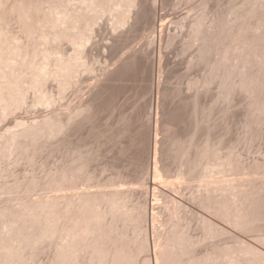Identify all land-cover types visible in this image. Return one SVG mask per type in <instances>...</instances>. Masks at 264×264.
Returning <instances> with one entry per match:
<instances>
[{"label": "bare ground", "instance_id": "bare-ground-1", "mask_svg": "<svg viewBox=\"0 0 264 264\" xmlns=\"http://www.w3.org/2000/svg\"><path fill=\"white\" fill-rule=\"evenodd\" d=\"M145 1L0 0V119L27 105V93H33L29 106L48 107L63 97L67 88L77 81L81 70L90 72L86 44L93 37L94 26L106 13L109 15L106 19L111 20L108 27L114 33L142 22L155 33L157 20L151 4L155 0L147 1L150 2L147 9ZM207 2L201 0L199 7L205 8ZM259 4L258 0H242L239 7L230 5L226 10L215 11L209 20L203 8H199L202 12L187 20V44L195 45L193 58L196 63L207 66V72L190 82L196 91L192 97L183 100L178 108L164 112L165 135L156 142L161 144L158 148L163 157H172L177 162L176 172L168 163H163L160 169L148 165L153 142L148 127L135 126L137 130L128 133L132 120L128 121L131 124L128 126L129 119L126 117L124 121V116L120 118L124 125L117 130L121 133L128 126L129 131L125 129L128 141L120 144L116 152L122 157L131 151L132 155L127 154L135 160L136 171L152 168V178L126 181L119 172L106 179L99 178L92 162L100 156V146L105 147L104 143L112 136L105 128L99 129L103 127L84 130V134L80 131L82 125L93 119L112 96L114 98V90L120 89L115 88L118 80L132 76L130 78L136 81L140 75L141 82L146 64L140 50H131L115 61L68 112L48 111L6 123L0 131V195H8L6 204L0 206V264H31L44 250L47 251L42 253H50L41 264H264V249L260 250L235 233L232 235L215 219L189 210L164 190L191 187L190 197L200 208L231 227L255 233L257 241L264 244V233L260 231L264 220V179H248L246 185L243 183L246 179L219 175L226 169L241 168L237 158L232 154L221 155L215 142L209 139L192 148L191 128L183 132L182 122L176 120L177 113L187 110L186 115L195 124L202 120L205 123L215 107L199 105L198 89H207L216 83L220 90L215 100L220 101L242 83L246 90L251 84L256 85L259 94L250 101L248 117L264 121V10H259ZM14 21L19 24L25 41H20V35L18 39L9 30ZM164 24L160 23L159 27ZM123 30L121 32H125ZM239 37L243 38V43L238 41ZM62 42L70 44V51L63 50ZM228 51L231 57L227 56ZM151 67H148L149 76L153 73ZM50 80L55 82L58 98L48 89ZM199 113L204 119L197 117ZM252 125L247 124L250 133ZM144 126L146 131L142 129ZM117 130L116 136L125 134H118ZM60 145L64 148L61 159L47 167L42 176L33 172L16 175L13 168H8L21 160L33 165L44 150H59ZM154 145L157 149V143ZM263 164L257 162L252 167L259 169ZM110 167L106 162L101 169L105 171ZM5 176L13 179L4 180ZM138 188L150 194L143 200L135 198ZM191 227L197 234L191 233ZM202 244L208 246L204 245L205 252L198 250Z\"/></svg>", "mask_w": 264, "mask_h": 264}, {"label": "rangeland", "instance_id": "rangeland-1", "mask_svg": "<svg viewBox=\"0 0 264 264\" xmlns=\"http://www.w3.org/2000/svg\"><path fill=\"white\" fill-rule=\"evenodd\" d=\"M147 1L149 0H146L145 2L147 3ZM200 1L201 0H155L153 2L152 0L153 3L151 4L154 7L153 13H155L156 16L154 14L153 15L156 17L157 20V28H155V30L156 29L157 30L155 31V33L153 32L154 34L151 32V29L144 22L135 24L134 26L131 25L132 27L125 26V28L127 27V29L123 27L122 30L124 29L123 31L125 32H121L122 30L119 29L116 30L114 33L113 30L109 29L110 27L109 21H111L110 19L107 20L109 18V15L106 16L107 15L106 13V15L103 16L102 14L103 16L102 18L100 15L99 18H101V20L100 21L97 20V22L98 21L99 22L98 24L96 23L97 25L94 26V30H93L94 33L92 32V36H93L91 38L92 41L90 40L86 44V48H85L87 50L86 59L90 61L89 63L92 68L90 72L87 70L85 71L81 70L77 81L73 85L67 88V90L63 94V97L59 98L55 103L48 105V107H45V105H43V107L40 105L29 106L30 105L29 103H31L32 101L33 93H31L32 95L30 93L29 94L27 93V96L29 95V97H27L28 99H26V101H27V105L29 104L28 105L29 107L26 104H23L24 106L22 105L21 108L18 107L15 111H12L11 114H8V116L6 115L5 116L6 118L5 117L3 118L5 120L0 119V131H2L1 130L2 128L4 129L6 123H8L11 120L12 121L16 120V118L30 119L38 116L39 113L40 115H42L44 113H47L48 111L68 112L67 111L68 108L73 107L72 105L79 104L80 100H82L86 96L89 86L92 83H94V81L96 82V80H99L98 79L99 77L103 78L102 76L107 68H111V65L113 67L118 61V59L121 58V56L123 57V55L125 54L127 55L128 52H132L134 51V49L140 50L144 55V59H145L144 64H146L145 72L143 73L144 75H142L141 73L142 75L141 82H139L140 75L139 76L137 75L139 79L138 80L135 79L136 81L133 80L134 77L132 79L130 78L132 76L127 78L128 75L126 77L124 76L125 78H127V80L124 78L121 79V81L118 80V82L115 83L116 87L115 86L114 87L117 89L120 88L118 90L119 93L117 90L116 91L114 90L115 92L114 98L112 99L113 97L112 96L109 102L107 100L109 104L107 103L104 105L103 107L104 110L101 108V110L99 109L100 111L98 110L99 112L97 111L98 113L96 115L94 114L96 116L93 117V119L95 118L94 120L90 118L92 122L91 120L87 121L86 123L84 122L85 125H82V129L80 131L83 132L85 130L87 132L90 129H97V130L101 129L103 131V129L105 128V132L107 130L106 133L112 136L106 143H104L105 147L103 144H102L103 146H100V149L98 151V155L100 156H98V159H95L92 162V166L93 168L96 169L97 173L99 174V178L106 179L105 177L108 178L109 175L112 173H114L113 175H116L117 172L122 173L121 179L123 180L126 179V181L128 180L134 181L136 180V178H141L143 180L147 178H152L151 175L152 173L150 172L153 171L151 170L152 168H150V170H145V171L141 170L140 172H137L138 170L136 171L137 167L135 166L136 167L135 169L134 167L135 164H133L134 159L131 160V158H129V155H132L131 153H129L131 151L126 152V155L124 153L122 157H121L122 154L117 153L120 144L123 145V143H125L126 140L128 141L127 139L128 136L125 135L128 133H132L134 130H137L139 126H140L139 128H141L144 124L146 127H148V129L145 126H144L145 128L142 129L148 130L151 141H153L152 142L153 146L151 145V150H150L151 151L150 156H152V158H150V162L148 163V165L150 167L154 166L153 168H156L157 166V168L160 169V167L162 168L164 166L163 163H168L170 164L172 171L176 172L178 168L177 162L172 157L170 158L163 157L160 148H158L161 147V144L158 141L156 142V140L161 141V139L165 135V126L167 124V121L164 112L166 109L178 108V106L182 103L183 100L192 97V95L196 91L193 87L190 86V82L202 77L207 72L206 71L207 66L203 65L202 63H196V60L193 58L195 54V45L188 46L187 44V40H188L187 30L189 31L188 29L189 26L187 25V22L191 20L193 16H196L198 13L202 12V10L206 13L207 20H209L210 17L217 10H226L230 5L239 7L242 4V0H208L206 5L204 6L205 8H203L202 6L199 7ZM258 2L260 3L259 10H264V0H258ZM146 3L145 5H147L146 6L147 9V7L149 8L148 5L150 4V2H148L147 4ZM199 8L201 9L203 8V9L201 10ZM160 23H165V24L164 26L159 27ZM18 25L19 24L15 21L11 22L9 25L10 27L9 30H12V32L14 33L12 34L14 36L16 35L18 39L20 35V41H25V36L21 34V30H20L21 28ZM120 33L122 36L120 35ZM126 35H128V37ZM22 36H24V38ZM21 37L23 40L21 39ZM238 41L243 43V38L239 37ZM106 44L107 45L109 44L111 46L108 45L107 47ZM112 45L115 46L113 47ZM68 46L70 47V44L68 42L61 43V47L63 48V50L70 51L71 47L68 49ZM227 56L231 57V51L227 52ZM146 59L148 63L146 62ZM151 61L154 62V64ZM151 63L154 66H152ZM148 67L149 68L151 67V69H153L152 70L153 73H151L150 75L151 77L149 76ZM151 69L150 72H152ZM236 79L237 78H235V80ZM54 85L55 82L51 80L47 84V86H49L48 89L50 90V92H52V94H54V96L58 98L57 88ZM139 85L141 86V88ZM238 85H240L242 88L239 87L232 90L225 99H221L220 101L215 100L220 90L219 86L216 83L211 84L207 89L206 88L198 89L199 93L197 92V94H198L199 105L203 108L209 106L211 107V105L213 108L215 107L214 109L212 108L213 109L211 113L212 115L210 114L209 115L210 117L208 116L206 117V119L207 118L208 119L204 120L206 121L205 123H203L202 120L200 124H195V122H193L194 120L193 121L190 120V117L186 115L188 113L187 110L186 111L182 110L179 113H177L178 116L176 117V120L179 121L180 124L182 122L181 125H183L182 128L183 132H187L189 130L190 131L192 130L194 132L193 134V132L191 131L192 140L190 141V144L192 148L198 147L197 145H201L203 144L204 140L209 139V141L215 142L214 144L216 147H218L219 149L218 152H220L221 155L232 154L237 158L241 168L226 169L223 173H220L219 175L226 174L224 175V177L225 178L227 177L228 179L238 178L240 180L243 179V181L246 179L245 181H247L248 179L255 178L257 181H260L258 179L261 180L264 179V166H261L259 169H254L252 166L254 165V163L257 162L264 163V121H261L258 118H254L253 121L248 117V109H249L250 101L253 100L255 97L257 98L259 94L257 92L256 85L251 84L249 90H246L245 84L240 83ZM138 86L139 89H137ZM136 90L139 91L136 92ZM110 96L111 94H109V99ZM199 116H201L202 118L203 116L202 113H199L197 117ZM121 117L122 118L124 117L123 118L124 121L129 119L127 120L126 124L128 123V121L130 123V121L132 120L131 121L132 125L128 123L129 124L128 126L131 125L130 126L131 129H129L128 126H125L124 130L122 131L125 132V129L127 127V129H129L131 132H128L129 130L127 131L126 129L128 133L125 132V134H123L121 132L123 135L116 136L117 134L114 133L115 130L117 129L121 130V127H123L121 126V124L124 125V123L122 122L123 120L120 119ZM126 117L128 118L126 119ZM119 120H121V123ZM109 123L111 126L109 125ZM248 123H253L252 133H250L247 130ZM90 124H92L94 127L92 128V125ZM201 124H203L204 126ZM88 125L89 127L90 126L91 127L89 128ZM205 125H207L206 128ZM135 126L138 127L136 128ZM98 127H103V128L98 129ZM188 128L191 129L188 130ZM132 129L134 130L132 131ZM85 131L83 132V134L85 133ZM121 133L119 132L118 134ZM112 134H114L115 136ZM114 142L118 143L119 145L114 144ZM154 143L155 144L157 143L158 145L157 149ZM158 143L160 144V146ZM60 146H59L60 148H58L59 150L55 148L56 150L52 149V152L50 151L51 149L50 150L48 149L49 151L44 150V152L39 154V156L36 158L33 165H31L29 162L25 160H21L20 163L14 165L11 164V166L7 164L8 168L9 167H11V169L13 168V172H15L16 175H22L26 172H33L37 176H42L47 167L54 166L61 159L64 148L62 145ZM111 157L113 158L112 160L110 159ZM116 158H118V160ZM106 162L109 163L111 167L104 171L101 169V166L102 163L104 164ZM149 166L147 167V169H149ZM12 179L13 177L8 176L4 180L11 181ZM245 181L243 183L248 185L249 182L248 181L245 182ZM170 189L171 190L174 189V190L171 191ZM170 189L168 190L165 188L164 190H166V192L168 191L169 194L171 193V195L175 196L177 199L183 202L189 210H192L193 212H197V213H202L213 220L215 219L217 223L221 224V226L223 225L226 229L230 231V233L232 232L231 233L232 235L235 233L236 235H239L242 239L247 240L252 244H255L256 247L260 248V250L264 249V244L261 243L260 241H257L254 235L255 233L244 232V231L242 232L241 230H238L236 227L235 228L231 227L232 226L231 224H228L226 221L224 222V220L222 221L219 220V218H216L211 213H208L207 211H204L202 208H200L197 205V203H194L195 201H193L190 197L191 196L190 194L193 190L191 187H185L183 189L182 188L181 189L170 188ZM147 194L149 195L150 193H146L145 189L140 188L139 192L135 193V198L143 200L146 198ZM0 196H2L0 197V206H1L6 204L8 195L1 194ZM151 209L152 208L150 205L149 210ZM262 224L263 226L261 227L260 231L264 233V220L262 221ZM190 231L194 235L197 234V230L196 229L194 230L193 227L190 228ZM224 239H227V236ZM220 242L223 241L220 240ZM204 245L205 244H202L201 247L199 246L198 250L200 252H202V250L203 252L207 250L206 249L208 247L206 246L207 244L205 245L206 248ZM45 251L47 250H44L42 252ZM42 252H40L41 254L39 253V255L37 256L38 259H36L37 257H35L37 261L34 260L35 262L34 263L32 262L33 261L32 260L31 264H41L46 261L47 253L49 255L50 251H48L47 253H42Z\"/></svg>", "mask_w": 264, "mask_h": 264}]
</instances>
